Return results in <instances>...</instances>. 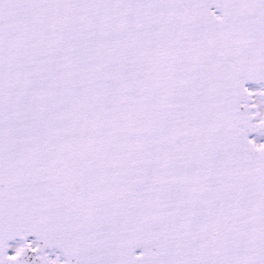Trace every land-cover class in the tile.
I'll return each mask as SVG.
<instances>
[{"label": "snow or ice", "instance_id": "obj_1", "mask_svg": "<svg viewBox=\"0 0 264 264\" xmlns=\"http://www.w3.org/2000/svg\"><path fill=\"white\" fill-rule=\"evenodd\" d=\"M264 0H0V264H264Z\"/></svg>", "mask_w": 264, "mask_h": 264}, {"label": "flooded vegetation", "instance_id": "obj_2", "mask_svg": "<svg viewBox=\"0 0 264 264\" xmlns=\"http://www.w3.org/2000/svg\"><path fill=\"white\" fill-rule=\"evenodd\" d=\"M261 139L264 140V137H262Z\"/></svg>", "mask_w": 264, "mask_h": 264}]
</instances>
